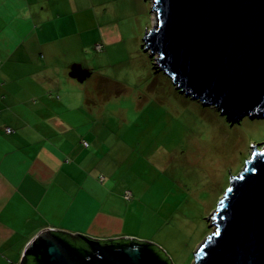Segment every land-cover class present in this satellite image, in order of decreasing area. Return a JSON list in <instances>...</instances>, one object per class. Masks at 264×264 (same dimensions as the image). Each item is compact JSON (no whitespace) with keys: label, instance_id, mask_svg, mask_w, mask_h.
Segmentation results:
<instances>
[{"label":"rangeland","instance_id":"1","mask_svg":"<svg viewBox=\"0 0 264 264\" xmlns=\"http://www.w3.org/2000/svg\"><path fill=\"white\" fill-rule=\"evenodd\" d=\"M28 7L46 17L35 22ZM156 23L152 0H0V99L9 97L10 108L25 104L27 89L15 81L30 73L17 69L19 51L7 62L1 48L19 47L29 64L51 67L38 79L54 95V112L74 135L90 133L92 144L75 146L67 135L68 149L88 158L86 183L71 187L72 194L80 190L72 214L85 205L90 220L102 209L123 219L125 236L153 243L173 264H194L216 230L211 216L232 177L252 145H264V118L232 125L219 109L178 89L144 47ZM43 33L53 39L46 46ZM74 64L92 75L71 77ZM73 224L86 228V217Z\"/></svg>","mask_w":264,"mask_h":264},{"label":"water","instance_id":"2","mask_svg":"<svg viewBox=\"0 0 264 264\" xmlns=\"http://www.w3.org/2000/svg\"><path fill=\"white\" fill-rule=\"evenodd\" d=\"M152 1L157 23L146 32L144 47L157 68L232 125L245 117L264 118V0ZM72 70L81 81L91 75L82 64ZM252 147L211 216L216 230L197 250L194 264H264V145ZM81 238L87 246L46 228L24 256L32 264H170L150 242Z\"/></svg>","mask_w":264,"mask_h":264},{"label":"crops","instance_id":"3","mask_svg":"<svg viewBox=\"0 0 264 264\" xmlns=\"http://www.w3.org/2000/svg\"><path fill=\"white\" fill-rule=\"evenodd\" d=\"M47 8L44 7L49 14ZM28 12L35 22L37 16L38 21L46 17L44 11L39 16V12L32 7H28ZM49 37L45 34L44 46L53 40ZM8 47L1 48L4 59L8 62L15 51H19L17 69L30 73L15 81L27 89L28 98L22 100L25 104L10 108L9 97L0 99V261L3 264H9V260L21 262L30 242L46 228L71 234L82 233L97 239L134 238L121 233L122 218L107 214L102 209H98L90 220L85 205L83 212L72 214L71 209L79 200L80 190L72 194L71 187L83 188L86 183L82 168L88 158L78 154L77 148L74 152V147L68 149L67 145L71 142L67 135L72 134L73 145L79 146L82 140L88 142L86 132L83 139L74 135L72 132L75 131L65 117L54 112L57 104L54 95L38 79L42 73L52 71L51 67L38 63L35 67V63H28L29 59L21 53V48ZM6 66L10 69L8 64ZM4 82L3 87L9 85V82ZM10 127L14 133L8 134L6 130ZM91 147L89 143L86 148ZM83 216L86 217V228L79 229L78 224H73V219H82Z\"/></svg>","mask_w":264,"mask_h":264},{"label":"trees","instance_id":"4","mask_svg":"<svg viewBox=\"0 0 264 264\" xmlns=\"http://www.w3.org/2000/svg\"><path fill=\"white\" fill-rule=\"evenodd\" d=\"M99 45H101V44H98L97 45V49L98 50H101L102 49V46H101V49H99L98 48V46ZM11 128V127H10ZM12 130H13V132L12 133H14V129L13 128H11ZM6 133H7V130H6ZM8 134H11V133H8ZM85 142V141H84ZM87 142V141H86ZM85 145V144H84ZM87 146H89V143H88V145ZM55 233L56 234H58V235H60L61 237H63V238H65V239H67V240H69L70 242H72L73 244H75V245H78V246H80V247H82V246H87V244L82 240V238H81V234H71V233H69V232H65V231H62V230H55ZM109 240H113V239H109ZM106 241H108V240H106ZM151 244V243H150ZM155 249H157L158 250V252L164 257V258H166V259H168L169 260V262H170V264H173V262H172V260H171V258L163 251V250H161L160 248H157V246L156 245H154V244H151ZM33 263V258L32 257H30V256H24L23 257V259H22V261H21V264H32Z\"/></svg>","mask_w":264,"mask_h":264},{"label":"built area","instance_id":"5","mask_svg":"<svg viewBox=\"0 0 264 264\" xmlns=\"http://www.w3.org/2000/svg\"><path fill=\"white\" fill-rule=\"evenodd\" d=\"M98 48L101 49V45H99ZM12 132L13 130L11 128L7 129V133H12ZM84 144L87 146L88 142L85 141ZM132 196H133V193L131 191H128L126 193L127 198H131ZM9 264H21V262H14V261L9 260Z\"/></svg>","mask_w":264,"mask_h":264}]
</instances>
